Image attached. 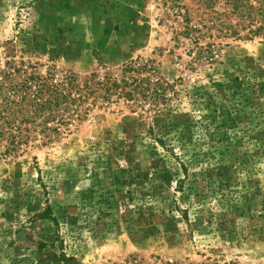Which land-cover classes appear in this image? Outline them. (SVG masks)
<instances>
[{
  "label": "rangeland",
  "instance_id": "374dc122",
  "mask_svg": "<svg viewBox=\"0 0 264 264\" xmlns=\"http://www.w3.org/2000/svg\"><path fill=\"white\" fill-rule=\"evenodd\" d=\"M224 1L0 0L1 64L104 83L148 62L165 93L98 90L0 155V264H264V38L224 36Z\"/></svg>",
  "mask_w": 264,
  "mask_h": 264
},
{
  "label": "trees",
  "instance_id": "16d2710c",
  "mask_svg": "<svg viewBox=\"0 0 264 264\" xmlns=\"http://www.w3.org/2000/svg\"><path fill=\"white\" fill-rule=\"evenodd\" d=\"M224 5L220 23L224 36L264 38V0H225ZM153 71L148 62L129 61L122 68L120 79L106 78L102 83L96 81L94 74L81 79L71 71H42L35 63L5 60L0 63V155H15L40 139L45 143L59 137L70 120L88 115L89 108L82 104L101 89L106 94L120 89L118 95L125 100L143 98L154 112L161 111L157 103L165 100V93L158 85L149 86ZM122 264L220 263L210 257L184 263L153 255L145 259L132 253Z\"/></svg>",
  "mask_w": 264,
  "mask_h": 264
}]
</instances>
